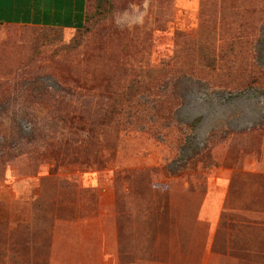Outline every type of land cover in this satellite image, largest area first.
I'll return each mask as SVG.
<instances>
[{
	"label": "rangeland",
	"instance_id": "rangeland-1",
	"mask_svg": "<svg viewBox=\"0 0 264 264\" xmlns=\"http://www.w3.org/2000/svg\"><path fill=\"white\" fill-rule=\"evenodd\" d=\"M88 14L0 24V264L195 259L186 233L218 166L232 197L264 200V0Z\"/></svg>",
	"mask_w": 264,
	"mask_h": 264
},
{
	"label": "crops",
	"instance_id": "crops-1",
	"mask_svg": "<svg viewBox=\"0 0 264 264\" xmlns=\"http://www.w3.org/2000/svg\"><path fill=\"white\" fill-rule=\"evenodd\" d=\"M88 2L0 0V24L78 29L86 23ZM218 167L223 168L210 179L209 192L196 218L202 227L186 233L196 241L189 247H197V257L190 258V252L186 255L184 251L186 245H179L174 264H264V200L232 197L234 169ZM252 168L264 172V167Z\"/></svg>",
	"mask_w": 264,
	"mask_h": 264
},
{
	"label": "trees",
	"instance_id": "trees-1",
	"mask_svg": "<svg viewBox=\"0 0 264 264\" xmlns=\"http://www.w3.org/2000/svg\"><path fill=\"white\" fill-rule=\"evenodd\" d=\"M88 4H89V2H88ZM88 18H89V14H88V7H87V12H86V22H87ZM84 26H85V25H84ZM84 26H82V27H80V28H78V29H82ZM48 28H51V27H48Z\"/></svg>",
	"mask_w": 264,
	"mask_h": 264
}]
</instances>
